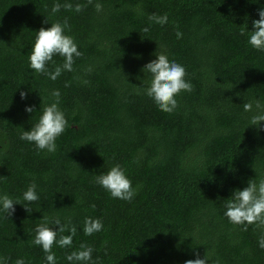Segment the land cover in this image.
Here are the masks:
<instances>
[{
  "label": "trees",
  "instance_id": "obj_1",
  "mask_svg": "<svg viewBox=\"0 0 264 264\" xmlns=\"http://www.w3.org/2000/svg\"><path fill=\"white\" fill-rule=\"evenodd\" d=\"M261 8L264 0H0V197L21 203L10 217L0 205V264H47L33 241L38 225L58 231L56 219L76 228L70 247L53 246L56 264H85L67 259L82 244L95 264H185L197 252L208 264H264V229L225 215L235 190L264 180V122L250 124L264 114V51L249 43ZM65 21L82 56L52 80L30 56L38 31ZM156 53L194 86L171 114L146 94L153 77L142 69ZM53 60L49 72L64 63ZM54 91L67 126L48 152L20 137L57 101ZM116 165L136 191L131 202L96 182ZM33 181L39 199L28 203ZM86 218L103 229L86 235Z\"/></svg>",
  "mask_w": 264,
  "mask_h": 264
},
{
  "label": "clouds",
  "instance_id": "obj_2",
  "mask_svg": "<svg viewBox=\"0 0 264 264\" xmlns=\"http://www.w3.org/2000/svg\"><path fill=\"white\" fill-rule=\"evenodd\" d=\"M88 2L92 3V0H88ZM64 7L69 10L72 9L71 4H65ZM102 7L99 3L95 4L97 12L102 11ZM60 8L61 5H54L52 8L53 13L58 12ZM75 10L77 12L81 11L82 6L77 5ZM258 15L259 19L253 21L255 30L251 32L249 43L253 48L264 51V8L258 10ZM149 19L162 25L167 22L166 15L160 17L153 14ZM65 28H69L67 21L63 25L55 23L50 28H41L38 31L30 56L31 69L35 70L36 73L48 75L52 80H56L64 70L73 71L74 57L78 58L82 56L73 38L64 34ZM147 30L145 29V31ZM243 34L244 31L242 30L241 35ZM181 36L182 33L177 32V37L180 38ZM56 55L63 57L64 63L62 66H57L54 72H49L47 65L49 62L54 63L53 58ZM156 56L157 59L152 60L142 69L144 72L151 73L153 77L146 94L154 100L161 111L171 114L178 107L176 97L184 91H193L194 86L186 81L187 72L182 65L175 61L170 62L163 53H156ZM52 94L57 97V101L50 106H45L39 122L30 131H24L20 137L21 140L34 143L39 150H47L48 152L56 151V139L62 135L67 126L65 115L58 108L60 93L59 91H54ZM20 95L22 99L27 98L26 92H21ZM243 107L246 112L252 111L251 103H244ZM256 108H261L259 101L256 102ZM26 111L32 113L35 111V108L34 106L27 107ZM261 122H264V114L253 115L250 119V124L257 128L261 127ZM96 182L110 192L113 198L131 202L136 194L131 180L126 177L119 165L112 167L106 174L97 176ZM38 199L36 184L33 181L28 190L24 192L23 200L31 203ZM16 204L21 203L19 201L14 202L7 195L0 197L2 211L8 217L15 213ZM23 205L25 210L30 213V207L27 204ZM226 208L225 215L231 223L244 226V230H247V226L249 225L264 229V180H260L259 184L255 181H249L248 187L243 190H235L231 199L228 200ZM54 223L56 226H59L58 231L48 227L46 223L38 225L33 241L34 244L42 246L44 252L47 254V264H56L55 254L52 252L53 246L58 244L62 248L70 247L72 245V238L76 234L75 226L69 227L68 224L61 223L60 219H56ZM102 229L103 224L99 219H85L83 231L86 235H93ZM66 231H69L71 235H61ZM259 243L260 247L264 248V236L261 237ZM81 248L83 250L72 252L67 256V259L69 261L85 262V264L91 261L92 264H95V261H92L94 249L83 244ZM196 257L194 260L189 259L185 261V264H208L210 260L207 253L201 259L197 252ZM15 264H25V262L23 259H18ZM212 264H219V260H213Z\"/></svg>",
  "mask_w": 264,
  "mask_h": 264
}]
</instances>
